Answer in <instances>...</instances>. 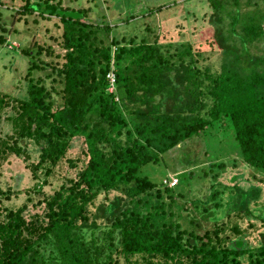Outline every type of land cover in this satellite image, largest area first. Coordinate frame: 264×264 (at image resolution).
I'll use <instances>...</instances> for the list:
<instances>
[{
    "label": "trees",
    "instance_id": "trees-1",
    "mask_svg": "<svg viewBox=\"0 0 264 264\" xmlns=\"http://www.w3.org/2000/svg\"><path fill=\"white\" fill-rule=\"evenodd\" d=\"M22 1L19 15L59 18L65 53L54 64L41 60L43 47L24 50L26 91L0 90V120L16 112L6 118L12 133L0 135V170L12 156L23 159L37 181L30 194L42 196L35 212L28 204L8 209L3 202L18 191L0 185V264H264V233L252 248L247 230L235 224L229 234L230 223L217 217L253 215L263 189L208 181L226 170L219 159L234 155L264 181V0H209L215 43L197 47L120 40L64 0ZM0 28V45L22 52ZM204 52L220 54V66L204 65ZM76 141L86 163L46 194ZM194 142L209 163L203 151L184 158ZM163 170L155 182L150 174ZM204 182L209 189L194 195Z\"/></svg>",
    "mask_w": 264,
    "mask_h": 264
},
{
    "label": "rangeland",
    "instance_id": "rangeland-1",
    "mask_svg": "<svg viewBox=\"0 0 264 264\" xmlns=\"http://www.w3.org/2000/svg\"><path fill=\"white\" fill-rule=\"evenodd\" d=\"M1 2L0 12H2V18L0 19V24L6 25L11 31L10 37L8 34L7 36L10 40H14V45L18 46V44H21L23 50L22 52L18 49L7 51V49L5 50L7 43L0 45V90L19 97V93L26 91L27 59L24 56V50L36 51L39 47H43L44 51L42 52L41 60L55 64L59 60L58 56L61 57L65 53L59 44L63 36V25L57 17H53L51 20L40 18L41 16L38 12L35 14L28 13V15L23 16L19 15L18 13L21 11L19 7L25 4L22 0L16 2L13 0H1ZM13 3L17 5L15 9L12 7ZM64 7L69 10H83L85 13H89L88 15L91 17L89 22L92 24L106 23L111 25L113 34L117 35L120 40L135 36L139 40L146 38L150 43H153L159 38L160 43L166 47L183 43H190L194 47L201 45V43H203L202 45H206L209 42L215 43L212 32L214 30L210 27V19L214 14V10L209 0H64ZM160 7H163V10L157 12ZM7 28L4 29L9 32ZM3 31L0 28V32ZM48 48H52L53 55L49 54ZM174 51L176 49L172 48L170 54L172 55ZM166 52L167 50L164 51V53ZM201 59H203L204 65H218L217 67L222 62V56L218 53L207 55L204 52ZM13 115H16V112L8 110L2 116L0 120V135L2 137L12 133L13 123L6 120V118ZM202 148L203 146L200 142L190 144L187 155L184 158H190L196 152L203 151ZM83 149L81 142L76 141L74 148L69 151L66 159L54 169V172L47 180V184L43 186L42 190L46 194H53L65 183L67 178L76 177L79 169L81 170L86 163ZM30 151L34 157H39L38 148L31 145ZM202 153L201 162L209 163L203 157L204 151ZM236 157L234 155L228 160L219 159V162L226 161V170L222 171L217 178L214 177V174H210L208 181H213V184L218 181L229 187L239 186L247 189L251 186H256L263 189L260 199L262 205L250 208L253 215H248L246 210L241 213L242 219L237 218L236 214L233 218L227 217V215L222 213L217 215L218 218L221 217V220L223 219L222 222L230 223L227 226L229 234H233L231 229L235 224H238L244 232L247 230V239L250 241L252 248H254L259 245L260 237L264 233V181H261V175L258 173L254 174L252 169L246 168L241 158L240 164L235 165ZM71 160L77 163V168L71 167L69 162ZM3 165L0 170L2 172L0 185L4 188L13 187L18 191L11 200L3 202L4 206L14 210L24 204H28L31 211L35 212L36 209L33 206L42 196L39 197L37 193L32 192L30 194L29 192L36 187L37 181L33 179L31 170L26 168L27 163L21 158L12 156ZM198 165L201 167L203 164ZM192 168L194 167L190 169ZM165 172L163 170L161 173H151L150 176L155 182L161 183L162 178L165 177ZM170 174L173 175L175 173L171 172ZM43 180L44 177L41 178V183ZM202 183L198 184V186L194 185L197 187L194 190V195L200 196L205 193V190L209 189L207 182H204V184H207L204 188ZM30 196H32L33 202L28 200ZM225 198L229 200L228 193ZM102 200L103 197L100 198V201ZM226 208L225 212H227Z\"/></svg>",
    "mask_w": 264,
    "mask_h": 264
},
{
    "label": "built area",
    "instance_id": "built-area-1",
    "mask_svg": "<svg viewBox=\"0 0 264 264\" xmlns=\"http://www.w3.org/2000/svg\"><path fill=\"white\" fill-rule=\"evenodd\" d=\"M109 78L111 80L112 85H114L115 81H116L114 75L113 74L109 75ZM111 90H113V89H111ZM177 183H178V178L176 176L171 175L169 178L168 185L170 187H173V186L177 185Z\"/></svg>",
    "mask_w": 264,
    "mask_h": 264
}]
</instances>
